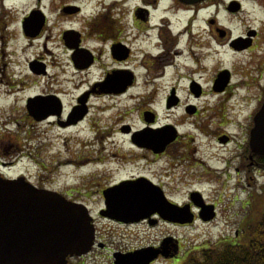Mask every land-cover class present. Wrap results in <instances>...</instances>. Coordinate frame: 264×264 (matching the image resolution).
Returning a JSON list of instances; mask_svg holds the SVG:
<instances>
[{
	"label": "flooded vegetation",
	"instance_id": "1",
	"mask_svg": "<svg viewBox=\"0 0 264 264\" xmlns=\"http://www.w3.org/2000/svg\"><path fill=\"white\" fill-rule=\"evenodd\" d=\"M225 1L28 0L27 4H30L28 8L26 4V11L18 22L19 31L24 41L23 47L18 50L21 54H27L28 58L18 66V63H14L11 57L17 51L10 50L8 46L11 44L10 36H15V30L10 29L13 20L9 11H13V9L8 8L6 0H0V52H3L2 60L8 64L4 65L3 70L5 71H0V96L8 98L7 95L12 89H20L18 93L23 94L27 88L24 87L26 77L48 79L50 71L55 69L57 76L55 81H47L45 85H41V90L26 96L23 107L26 119L29 121L27 124L32 127L46 123L48 126H56L60 129L70 128L75 124L79 125L86 121L92 113L94 99L115 95L106 94L107 90H119L117 85L112 84L115 78L131 77L132 84L125 90L129 91V88L137 83L138 77H146L157 62L167 58V51L176 33L172 20L180 13H183L184 16L178 18L179 23L182 27L188 26L179 34V39L183 37V33H188L187 30L191 32L194 30L198 32L196 34L199 38L197 40L199 48L207 47V40L202 42L203 38L210 37L212 40L227 38L228 45L232 50L239 52L230 44L231 31L228 27H223V24L218 20L217 10L223 5L222 8L226 15H234L235 13L229 10V4L237 1L235 3H239V12L242 10V5L238 0ZM260 3L264 5L262 2ZM213 4L216 7L210 16L202 17L203 24H199L198 28H195L194 23L201 16L202 10L208 9ZM262 31L251 28V26L245 28L239 37L247 38L246 41L249 40L251 44L240 52H255L261 48V44L257 47L256 42L260 39ZM250 49H254V51H249ZM174 53L172 62L175 61L180 51ZM172 62L164 70L170 67L175 68V65H171ZM194 62L196 65L191 71L194 75H199L200 61L195 60ZM7 66L9 69L14 68L11 75L13 78L6 72ZM22 66H25L24 70L21 68ZM263 71L264 61H260L257 71L254 72V76H251L258 77ZM218 73L219 70H216L209 84L202 82L201 75L199 78L192 77L188 84L190 97L200 101L199 99L206 96L226 95L227 91H230L229 96L236 94L234 90L235 85L238 84H233L231 80L223 90L215 89L214 83ZM261 78H263L262 83L253 84L256 87L254 89L259 92L256 98H252L251 95L245 98L242 119L238 114L243 111V108L236 114L227 112V114L219 115L221 112L218 104H213V106L203 104L201 108L197 104H190L194 105L195 109L189 113L186 109L189 103L184 104V111L191 114L192 117L200 113H207L208 118L203 120L200 127H192L190 124L189 127L197 130L189 132L180 130L174 122H170L178 128L177 136L172 142L163 145L162 148H152L148 144L145 147H140L152 154L155 159L161 157L164 159V155H166L164 163L167 164V167L155 169L156 172L152 177L141 175L139 178L149 179L160 186L173 203L181 207L190 205L191 211L194 213L193 221L189 223L173 222L164 219L159 214L153 215L152 220L148 218L132 223L105 218L101 214V211L106 209L103 193H101L103 202L99 207L100 211L97 217L106 220V223L113 228L121 227L125 230L143 224H146L150 230L162 225L172 227L174 230H186L190 226L173 224H211L215 221L218 222L220 216L225 224L243 223L244 214L254 207L252 196L255 191L254 183L257 173L260 174L264 168L262 157L255 155L250 148L254 117L264 98V77ZM245 79H249V77ZM251 82L257 81L252 79ZM16 83L17 85H15ZM172 90L178 104L180 98L175 88ZM243 91L246 92V90ZM15 96L18 97L17 94ZM171 96L172 94L165 99L167 109L173 108L170 106L173 104ZM38 100H40V104L37 102ZM68 100L71 102L67 103ZM15 101L8 106L0 107V111L8 112ZM85 111H87L86 115ZM83 112L84 114L80 118L76 117ZM145 112L147 110H144ZM16 123V121L5 122L4 127L0 124V180H18L21 185L30 184L35 189H51L63 193L62 188L58 185L54 186L56 182L47 183L44 181L42 164L38 158L43 153L41 138L39 136L30 137L34 146H19L17 141L13 140L17 130L10 128ZM180 124L186 126L187 122L182 121ZM5 131L8 134H4ZM197 137H200L199 141H197ZM192 148L193 151L190 152ZM189 153L193 155L192 159H188ZM143 159L147 160L145 157ZM155 159L152 160L154 164L161 160L155 161ZM183 176L186 178L192 176L193 179L201 182L197 185L192 183L188 192H183V187H186L182 181ZM231 180L233 184L230 186ZM213 182L215 186L220 185L221 189H213ZM204 185L207 187H202ZM193 192L200 193L205 204L214 206L215 211L212 212L211 220H204L201 216V208L195 205L191 199ZM241 194L245 198H241ZM92 217L93 223L98 224L95 216ZM102 236L107 241L106 236L104 234ZM98 240L101 241L99 238ZM100 243L104 245L105 249L107 243ZM180 243L179 241L174 242L177 244V256L180 252ZM161 244L162 242L148 245L159 247ZM134 250L120 251L127 254ZM174 251L175 247L172 246L168 255L174 256ZM171 259L159 256L149 264H156L162 260L172 262Z\"/></svg>",
	"mask_w": 264,
	"mask_h": 264
},
{
	"label": "rangeland",
	"instance_id": "2",
	"mask_svg": "<svg viewBox=\"0 0 264 264\" xmlns=\"http://www.w3.org/2000/svg\"><path fill=\"white\" fill-rule=\"evenodd\" d=\"M228 1L226 0L225 2ZM238 1L242 5V10L240 12L239 9L237 10L239 13L236 15H226L222 9V5L218 11V20L223 24V27H228L233 36L232 38L240 36L248 26L261 31L263 29L260 39L256 42V46L259 47L261 44L262 49L259 48L255 52H234L229 47L227 38H220L219 41L216 39L212 40L210 37L207 39L203 38L202 40V42L207 40V47L199 48L197 47V40H199L197 31L192 30L191 32L187 30L188 33H185L181 39H179V34L175 33V38L167 51V58L157 62L151 68V71L148 72L146 79L142 76L138 77L137 83L126 95L116 96L115 98L102 97L94 99L92 102V113L85 122L79 125L60 129L56 126H48L46 123L32 127L30 124H27L29 121L26 119V112L23 107L26 96L33 95L35 91L41 90V85H45L47 81H55L57 77L55 69L50 71L48 79L26 77L24 87L27 88L23 94L17 93L18 97L15 96L8 99L5 96H0V107L8 106L16 100L8 112L0 111V124L4 127L5 122H17L16 125H12L10 128L17 130L13 140H16L19 146H34L31 143L30 137L36 138L39 136L41 138L43 153H40L41 156L38 158L42 164L44 181L47 183L48 181L56 182L54 186L58 185V187L62 188L63 193L69 194V198H72L71 200L85 203L98 222L96 224L98 231H101L106 236L107 241H104L102 235L99 234V239L107 243L105 249H97L84 258L73 260L71 264H113V252L117 250L129 251L151 243H160L161 239L167 237L168 233H174L175 236L181 238V251L178 256L176 255L177 257L171 259L172 262L162 260L156 264H182L193 253H197L203 247H214L218 246L222 241L235 240L238 237L236 233H239L238 238H241L244 226L242 224H225L221 216L218 222L193 224L186 230H174L172 227L163 225L150 230L146 224L126 230L117 226V228H110L106 220L97 217L100 211L99 207L103 202L101 197L103 190L109 186H115L124 180L138 179L141 175L152 177L156 172L155 169L167 167V164L164 163L166 155H164V159H161L162 157L155 159L148 151L141 150L132 144V137L146 126L142 112L144 109L152 111V113L154 111L157 126L169 122H176L179 125H181L182 121L187 122L186 126H179L180 130L185 132L196 131L197 129L192 127H200L199 125L203 120L208 118L207 113H200L193 117L191 114H186L184 104H188V102H193L200 108L203 107V104L211 106L218 104L221 112L219 115L227 114V112L236 114L243 108V111L238 114L240 119L243 118L245 98L251 95L255 99L259 92L254 89L256 87L253 84L263 82V79L258 82H251L252 79L257 80V78L251 75L254 76V72L257 71L260 61H264V6L260 3L264 2L263 0ZM27 2L28 0H6L8 8L13 9V11H9L13 20V25L10 29L15 30V36H10L11 44L9 49L17 51L11 57L14 63H18V66L28 58L27 54H21L18 50L24 45L18 22L26 11L25 6ZM29 4H27V8ZM215 7V5H212L208 9L202 10L201 16L194 23V27L198 28L199 24H203L202 17H209ZM182 16L184 14L180 13L178 16H175V19ZM182 20L184 19L182 18ZM175 24L178 25L180 23L175 22ZM184 30H186V27ZM202 42L200 44H203ZM243 45L245 46L246 43ZM178 50L182 51V53L179 58L172 62L173 54ZM249 51H254V49H250ZM2 55L3 52L1 51L0 71H5L3 68L7 63L2 60ZM195 60L200 61L199 75H201L200 79L205 84L211 82L218 68H232L231 70L235 74L233 81L239 82L238 85H235L234 91L236 94L229 96L230 91H227L226 95L206 96L196 102L190 97L188 91V84L191 78H199V75H194L191 71L196 65ZM171 62V65H175V68L170 67L164 70ZM235 65L238 68L234 67ZM244 66L245 71L242 74L240 67ZM21 68L24 70L25 66ZM13 69H9L7 66L6 72L11 76ZM246 74L249 75V79H242V76ZM159 76H161L159 79L162 80L155 87L147 88L146 83L151 81L153 77L158 78ZM34 85L38 86L34 87ZM171 87H178L177 94L180 99L178 105L175 106L176 108L167 109L165 99L170 96ZM28 88H31V90H28ZM243 90H246V92ZM131 93L136 95L133 97V100H124V97ZM152 93L156 97L154 102L151 100ZM172 101L173 103L176 102L175 99ZM70 102L71 100L67 101V103ZM128 111L132 112L130 113V118L127 115ZM94 120L95 123H93ZM190 124H192V127H189ZM4 134L8 133L5 131ZM7 137L9 136L7 135ZM199 138L197 137V141H199ZM25 148L23 149L27 150ZM191 151H193V148L190 149ZM188 155V159L193 158V155L190 153ZM143 157L147 160H144ZM153 159L155 161L161 160L154 164L152 163ZM257 176L256 185L260 189L264 186V176L259 175V173ZM182 181L186 185V187H183V192H188L192 183L197 185L201 182L195 180V178L193 179L192 176L190 178L183 176ZM229 184L230 186L233 184L232 180ZM202 187L207 186L204 185ZM212 188L221 189L220 185L215 186L214 182ZM241 196V198H245L242 194ZM261 200L262 202H260ZM256 204H258L256 207L258 214L264 211L263 195H257Z\"/></svg>",
	"mask_w": 264,
	"mask_h": 264
},
{
	"label": "water",
	"instance_id": "3",
	"mask_svg": "<svg viewBox=\"0 0 264 264\" xmlns=\"http://www.w3.org/2000/svg\"><path fill=\"white\" fill-rule=\"evenodd\" d=\"M228 79L225 71L216 85H223ZM126 80L131 83L130 79L124 82ZM254 120L250 144L256 154L264 156V102ZM173 138L174 132L169 135L163 130H145L136 135L134 141L140 146L162 148ZM104 196L107 209L101 214L120 222H138L156 213L179 223H189L194 218L189 207L180 208L170 203L161 189L141 179L123 181L104 190ZM203 210L201 216L211 219L210 207ZM92 220L84 204L73 202L58 192L38 191L31 185H21L18 180H0V264H68L69 257L91 251L95 242ZM172 241L165 239L159 249L149 247L115 254V264H149L160 254L168 256Z\"/></svg>",
	"mask_w": 264,
	"mask_h": 264
},
{
	"label": "trees",
	"instance_id": "4",
	"mask_svg": "<svg viewBox=\"0 0 264 264\" xmlns=\"http://www.w3.org/2000/svg\"><path fill=\"white\" fill-rule=\"evenodd\" d=\"M261 160L264 162L263 157ZM254 184L252 197L257 198L259 191L264 194V186L259 190L256 182ZM244 215L241 238H238L239 234L235 240L222 241L214 247H203L182 264H264V211L258 214L257 209L252 207Z\"/></svg>",
	"mask_w": 264,
	"mask_h": 264
},
{
	"label": "bare ground",
	"instance_id": "5",
	"mask_svg": "<svg viewBox=\"0 0 264 264\" xmlns=\"http://www.w3.org/2000/svg\"><path fill=\"white\" fill-rule=\"evenodd\" d=\"M8 46H10V45H8ZM179 51H180V50H179ZM181 53H182V51H180V53L178 54L177 58L180 57V54H181ZM195 72H196V71H195ZM157 81H158V78L155 77V79L150 83V85H156ZM0 88H1V87H0ZM19 91H20V89H12L11 92H10V94L7 95V96H8V99L11 98V97H12V98L15 97V95H16ZM15 92H16V94H15ZM16 97H17V96H16ZM133 97H134V95H130V96H127L125 99H126V100H132ZM128 117L130 118L131 116L128 114Z\"/></svg>",
	"mask_w": 264,
	"mask_h": 264
}]
</instances>
